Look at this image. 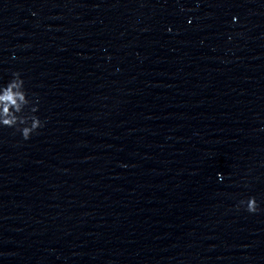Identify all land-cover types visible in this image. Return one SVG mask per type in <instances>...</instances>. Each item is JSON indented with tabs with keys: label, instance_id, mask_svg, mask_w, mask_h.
<instances>
[{
	"label": "clouds",
	"instance_id": "obj_1",
	"mask_svg": "<svg viewBox=\"0 0 264 264\" xmlns=\"http://www.w3.org/2000/svg\"><path fill=\"white\" fill-rule=\"evenodd\" d=\"M30 103L20 73H13V78L7 85L0 87V125L18 128L25 140L29 139L33 132L43 126L37 116L23 114L25 106ZM36 111L35 107L30 110L31 113ZM21 125H23L22 128L19 127ZM244 203L245 201H241V204ZM246 205L247 211H257L258 205L254 197L249 198Z\"/></svg>",
	"mask_w": 264,
	"mask_h": 264
}]
</instances>
